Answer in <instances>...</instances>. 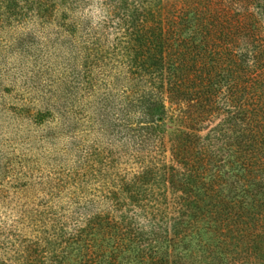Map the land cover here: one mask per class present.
<instances>
[{"label": "trees", "instance_id": "1", "mask_svg": "<svg viewBox=\"0 0 264 264\" xmlns=\"http://www.w3.org/2000/svg\"><path fill=\"white\" fill-rule=\"evenodd\" d=\"M225 2L0 0V28L56 23L85 63L112 46L107 73L129 75L118 96L138 144L89 163L105 208L5 235L0 264H264V50L247 64V49L232 48L259 32L264 0Z\"/></svg>", "mask_w": 264, "mask_h": 264}, {"label": "rangeland", "instance_id": "2", "mask_svg": "<svg viewBox=\"0 0 264 264\" xmlns=\"http://www.w3.org/2000/svg\"><path fill=\"white\" fill-rule=\"evenodd\" d=\"M231 3L226 0L225 11ZM89 12L98 27L99 8ZM260 25L256 36L244 30L232 45L234 52L247 49V64L258 44L264 50ZM83 48L75 33L56 23L0 28V240L20 231L31 238L51 216L85 218L101 211L105 204L86 181L89 163L103 149L125 152L127 159L138 148L122 125L128 119L118 96L129 92V75L107 73L115 66L112 46L98 57L103 61L88 63ZM166 108L169 117L176 114Z\"/></svg>", "mask_w": 264, "mask_h": 264}]
</instances>
